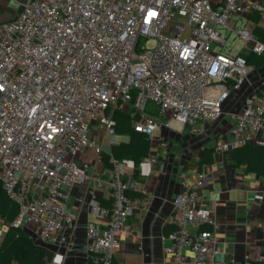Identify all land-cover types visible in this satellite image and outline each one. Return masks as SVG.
<instances>
[{
	"label": "built area",
	"instance_id": "1",
	"mask_svg": "<svg viewBox=\"0 0 264 264\" xmlns=\"http://www.w3.org/2000/svg\"><path fill=\"white\" fill-rule=\"evenodd\" d=\"M263 9L257 0H30L0 23V183L18 206L10 225H31L42 241L70 246L75 218L65 201L71 188L93 180L109 188L110 203L89 201L103 221L87 227V251L93 264H121L115 260L119 233L129 227L135 205L148 203L130 192L149 191L124 177L125 166L134 167L130 159L110 153L108 179L79 160L92 149L102 161L103 141L90 135L93 123L114 145L115 111L133 105L140 113L135 130L152 139L162 125L146 112L152 103L167 126L202 132L246 82L247 55L264 56V40L239 25L240 16ZM232 33L243 43L237 53L227 49ZM151 39L154 47L146 45ZM231 118L233 140L217 142L216 150L264 145L257 137L264 132V87L246 96ZM205 176L186 178L172 199L166 252L173 264H216L219 225L214 210L200 202Z\"/></svg>",
	"mask_w": 264,
	"mask_h": 264
},
{
	"label": "crops",
	"instance_id": "2",
	"mask_svg": "<svg viewBox=\"0 0 264 264\" xmlns=\"http://www.w3.org/2000/svg\"><path fill=\"white\" fill-rule=\"evenodd\" d=\"M28 1L0 0V23L16 16ZM257 1L264 6V0ZM239 21L252 29L256 26L264 29V9L246 13L239 17ZM248 70L244 85L233 90L225 102L224 114L205 124L199 134H192L187 126H167V116L158 113L162 125L151 139L149 156L142 159H154L153 163L140 164L138 171L131 165L125 166L124 177L136 178L149 192H130L132 196L147 199L148 203L135 205L129 227L119 233L120 244L115 253L117 262L173 264L166 252L170 243L167 236L172 229L169 223L173 213L172 199L182 190L186 178L194 181L199 172L206 174L199 188L200 202L214 210L219 225L220 251L216 264H259L264 260V199L257 198L258 194L264 193V176L246 171L244 166H236L234 150L215 149L217 142L233 140L231 113L240 112L245 97L264 87V64L249 65ZM92 130L90 135L98 143L103 141L102 161H96L92 149L82 153L79 160L89 163L90 173L97 169L104 179H108L113 168L110 162L113 145L109 143V136L104 135L103 126L93 123ZM118 136L120 139L116 143L129 140L127 135ZM257 137L264 140V132ZM210 156L212 160L207 162ZM80 198L84 199L83 202ZM91 198L109 204L110 190L97 186L93 180L69 190L65 206L75 218V229L73 243L68 247L42 241L31 225L23 228L32 239L46 247L45 264H92L87 251V227L103 220L93 212L89 204ZM0 229V240L3 241L9 224L2 216Z\"/></svg>",
	"mask_w": 264,
	"mask_h": 264
},
{
	"label": "trees",
	"instance_id": "3",
	"mask_svg": "<svg viewBox=\"0 0 264 264\" xmlns=\"http://www.w3.org/2000/svg\"><path fill=\"white\" fill-rule=\"evenodd\" d=\"M253 31L264 40V29L256 26ZM247 59L249 65L264 64L263 55L250 54L247 55ZM146 112L157 116L159 110L157 106L151 103ZM115 118L116 134L127 135L129 140L114 144L112 153L120 160L130 159L134 163L135 170L138 171L141 160L149 156L151 148V139L146 134L136 131L133 126V122L140 118V113L133 105H130L126 110L117 108ZM233 158L236 166H244L246 171L264 176V145L248 143L239 146L234 149ZM206 160L210 162L211 156L207 157ZM17 213L18 206L7 197L0 183V216L4 217L9 224V230L2 241L0 264H14L15 262L19 264H45L46 247L32 239L23 228H15L10 225Z\"/></svg>",
	"mask_w": 264,
	"mask_h": 264
},
{
	"label": "rangeland",
	"instance_id": "4",
	"mask_svg": "<svg viewBox=\"0 0 264 264\" xmlns=\"http://www.w3.org/2000/svg\"><path fill=\"white\" fill-rule=\"evenodd\" d=\"M180 22H183L184 19L180 18L179 20ZM176 21H170V25L174 24ZM239 25H242V23L239 21ZM223 34H225V32H223ZM156 44V41L154 39L149 40L146 45L148 47H154ZM243 43L242 41L238 38V36H236L234 33H232L230 35V38L228 40V44H227V49L231 48L232 53H237L238 51H240V49L242 48ZM225 104V103H224ZM223 110H224V106H223ZM119 134L115 135V139L117 141H119L120 136H118Z\"/></svg>",
	"mask_w": 264,
	"mask_h": 264
},
{
	"label": "bare ground",
	"instance_id": "5",
	"mask_svg": "<svg viewBox=\"0 0 264 264\" xmlns=\"http://www.w3.org/2000/svg\"><path fill=\"white\" fill-rule=\"evenodd\" d=\"M174 124V123H173ZM175 126L177 125V124H174Z\"/></svg>",
	"mask_w": 264,
	"mask_h": 264
}]
</instances>
